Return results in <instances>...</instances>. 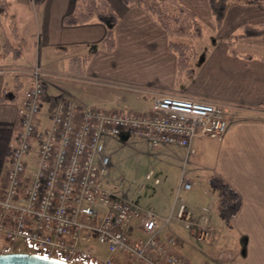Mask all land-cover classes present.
Segmentation results:
<instances>
[{
    "label": "crops",
    "instance_id": "crops-1",
    "mask_svg": "<svg viewBox=\"0 0 264 264\" xmlns=\"http://www.w3.org/2000/svg\"><path fill=\"white\" fill-rule=\"evenodd\" d=\"M5 1L2 23L12 20L13 24H25L20 29L17 25L11 27L16 39L13 43L0 22V98L6 99L0 101V190L29 87V78L25 88L23 77L13 78L9 84L3 74L23 71L7 66L19 61L23 44L16 42L26 35L29 40L24 43L34 54L30 55L33 64L39 63L45 75L38 127H47L58 104L68 98L106 112H141L149 109L152 98L158 95H178L225 106L229 112L225 134L193 141L198 160L196 157L181 175L177 189L178 193L185 192L186 200L180 204L200 227L206 222L211 227L210 238L204 239L198 232L189 234V239L206 241L212 247L214 258L207 256L211 264H264V56L233 51L226 41L213 42L201 46L200 57L191 59V75H178L177 56L168 49L169 38L154 18L135 5L105 0L119 18L113 29L114 48L108 53L101 49L108 30L104 24L95 20L79 26L63 24L77 0ZM176 1L200 22L213 24L208 0ZM260 18H264V0H228L222 30L234 34L243 22ZM6 40L18 46L17 59L4 54ZM160 148L159 157L163 155L164 161L176 157L180 162L177 149L185 151L186 160V150L180 146ZM211 150L213 164L206 159ZM155 179L158 185L160 180ZM182 179L192 183L190 190L181 187ZM159 227L166 235L164 225ZM93 250L100 259L107 255L104 246H93Z\"/></svg>",
    "mask_w": 264,
    "mask_h": 264
},
{
    "label": "built area",
    "instance_id": "built-area-1",
    "mask_svg": "<svg viewBox=\"0 0 264 264\" xmlns=\"http://www.w3.org/2000/svg\"><path fill=\"white\" fill-rule=\"evenodd\" d=\"M29 87L0 190V254L17 244L71 264H189L175 236H164L154 213L135 206L109 180V139L125 133L151 147L180 146L195 155L198 137L217 139L227 129L228 109L178 95H158L150 108L106 112L72 99L58 104L47 127L36 125L44 99V72H28ZM34 154V155H33ZM33 155V157H31ZM153 172L149 171L146 179ZM155 184L159 181L154 180ZM117 187V186H116ZM181 187L192 183L182 179ZM176 219L193 232L202 227L183 204ZM104 246L100 259L93 246Z\"/></svg>",
    "mask_w": 264,
    "mask_h": 264
},
{
    "label": "rangeland",
    "instance_id": "rangeland-1",
    "mask_svg": "<svg viewBox=\"0 0 264 264\" xmlns=\"http://www.w3.org/2000/svg\"><path fill=\"white\" fill-rule=\"evenodd\" d=\"M252 2L256 3L255 1H251V3ZM212 20L213 24L211 25L210 23L207 25L206 23L200 22V20L197 19V21L201 25L200 37L191 39H175L176 41H178V43L192 44L191 59L200 57L202 53V50L200 51L201 46H209L213 42L220 41L231 43L230 46L233 51H238L239 53H249L254 56H264V40H262L260 37L238 38V34L242 32L241 26L243 25L254 28H264V18L243 22L239 25V28L235 31L234 34H229L228 32L227 34L224 33V30H222L223 21L220 27H216L213 16ZM0 22L1 24H3L4 29L8 31L7 37L9 41L14 43L16 39L13 37V33L10 31L11 27L17 25V27H19L20 29V26L22 27V25L25 23L18 25L16 24V21L15 24H13L11 23L13 21L9 20L8 25L7 23H2L1 19ZM19 29L18 31L20 32ZM20 37L21 38L17 40L18 42H16V44H23L20 59L17 62H11L7 67H18L17 69H21L23 71H5L3 75L6 78V82L9 84L11 83V80H13V78H17L18 76L23 77L25 80L24 87L26 88L29 70L34 65L38 64L40 66V64H33V56L31 58L30 55L34 54H32V51L30 50V48H28V45H25L24 43H27V41L29 40L28 36L21 35ZM16 48H18V46ZM27 59L31 60L29 61ZM30 63H32L33 65L30 66ZM27 67L30 68L27 69ZM40 68L42 67L40 66ZM44 84L45 83L43 82V87ZM90 86L97 91L104 90L103 87L99 89L95 88L94 85ZM25 88L19 92L21 95L25 93ZM106 146H108V148H106L109 150L110 154L109 180L112 182L114 190L117 193L125 194L127 196V199L130 200L138 208L154 213L158 218L159 226L164 225V234L166 233V235H170V233H173V235H178L176 236L180 246V248L177 249L178 254H180L184 258L186 257L190 264H211L207 256L211 257L213 255L214 258L215 252L213 253L212 247L207 246L206 241L195 240L194 238L189 239L190 231L186 230L182 222L175 218L178 205L180 203H184L186 200L185 192L181 191L178 193L177 189V187L179 186L181 175L183 174V172L186 173V169L188 170V166L190 163L196 162L197 156H189L186 157L185 160V151L177 149L180 162L176 160V157H168L165 159L166 161H164L163 155L159 157V150L161 149V146L151 147L147 144L145 139L133 137L124 133L118 137L109 139L106 142ZM198 151L200 150H197V155L199 153ZM153 155H155V157ZM207 157V162L213 164L212 150L211 152H207ZM151 170H153L154 172L152 179H146V174ZM193 176L194 175H192L191 177ZM155 178H158L160 180V183L158 185L154 184L153 182ZM205 187L206 185L203 186L200 190H204ZM190 193L191 191L187 192V194ZM194 232L195 234H197L198 232V236H203L199 228H197V230H194ZM207 234L208 236L205 237L210 238L211 227ZM0 246H6V243L1 239ZM96 246L98 245H95V247ZM15 247L16 250L22 252L34 251V249L28 244H17Z\"/></svg>",
    "mask_w": 264,
    "mask_h": 264
},
{
    "label": "trees",
    "instance_id": "trees-1",
    "mask_svg": "<svg viewBox=\"0 0 264 264\" xmlns=\"http://www.w3.org/2000/svg\"><path fill=\"white\" fill-rule=\"evenodd\" d=\"M122 2L137 6L158 22L169 38L168 49L177 56L178 75H191L192 47L188 43H178L175 39L201 36V25L195 14L176 0H122ZM208 5L216 27H220L228 7V0H208ZM6 9V1L0 0V12L5 14ZM94 20L108 27L101 42V49L109 53L114 48L113 29L118 24L119 18L105 0H77L73 12L63 18V24L68 27L79 26ZM241 29L238 38L260 37L264 40V28L243 25ZM2 50L4 54H11L13 58L17 59L19 56V49L13 47L7 40L3 43ZM5 100L3 96L0 98V101Z\"/></svg>",
    "mask_w": 264,
    "mask_h": 264
},
{
    "label": "water",
    "instance_id": "water-1",
    "mask_svg": "<svg viewBox=\"0 0 264 264\" xmlns=\"http://www.w3.org/2000/svg\"><path fill=\"white\" fill-rule=\"evenodd\" d=\"M0 264H69V263L33 253L11 252V253L0 254Z\"/></svg>",
    "mask_w": 264,
    "mask_h": 264
}]
</instances>
